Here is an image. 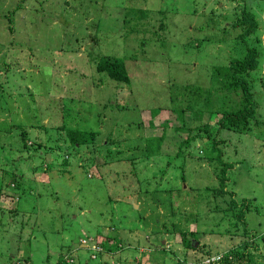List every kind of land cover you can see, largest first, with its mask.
<instances>
[{"label":"rangeland","instance_id":"1","mask_svg":"<svg viewBox=\"0 0 264 264\" xmlns=\"http://www.w3.org/2000/svg\"><path fill=\"white\" fill-rule=\"evenodd\" d=\"M142 1L0 0V264H60L62 259L67 264H199L204 252L197 243L187 249L182 232L200 230L198 236L209 241L214 235L207 227L233 231L214 237L219 246L212 247L207 262L240 245L245 224L252 258L264 264V126L252 134L222 135L223 157L233 164L230 175L237 182L232 189L230 179L227 189L239 201H254L243 223L225 216L211 190L195 197V185L216 189L221 183L217 161L207 155L210 161L198 162L203 131L195 139L197 155L184 157L191 168L187 181L174 169L176 176L167 171L174 193H168L167 173L155 159L133 161L145 155L135 148L149 134L146 121L140 126L145 106L167 105L172 91L178 98L186 85L208 88L212 68L244 55L246 48L232 32L239 7L248 6L258 22L253 43L262 56L261 76L253 88L264 98V0ZM134 7L152 14L126 23ZM167 33L169 39H159ZM104 56L126 60L131 86L98 71ZM169 116L166 112L155 125ZM185 122L193 134L204 123L190 110ZM66 128L99 132L112 144L72 149ZM23 135L40 145L26 147ZM167 135L161 150L168 155L191 133L178 135L170 128ZM108 233L119 235L122 250L94 259L92 249L103 248L91 239Z\"/></svg>","mask_w":264,"mask_h":264},{"label":"trees","instance_id":"2","mask_svg":"<svg viewBox=\"0 0 264 264\" xmlns=\"http://www.w3.org/2000/svg\"><path fill=\"white\" fill-rule=\"evenodd\" d=\"M232 1L235 2L236 0ZM237 1H239L238 3H240L248 0ZM140 2L142 3L143 1L140 0ZM239 8H241V12L237 15L236 21L233 23L234 31L232 30V32H236L237 43L246 48L245 51L241 50V53H243L244 55L241 58H232L229 62L226 60V62H228L226 65L212 68V70L210 71V86L208 88L197 85H186L184 87L183 95L178 96V98L173 97L174 90L172 91V97H170L171 100L169 99V103L167 105L157 106L155 104H152L150 108H146L145 106L144 110H142L143 113L140 118V126L144 128V121H146L149 127V134L145 142H141V145L138 144L135 146V148L137 149L143 148L145 155L142 159L135 157L133 161H143L138 163V165H140L142 163L147 164L149 161L155 159V162L157 161L158 167H162L159 168L160 171L166 174L167 171L168 173H170L171 169H174L175 172L180 173V179L185 183V181H187L186 177L188 178L187 170L191 168L189 167V163L184 159V157H186L188 153L191 155L189 156L191 158L194 155H197L196 138H198V133L199 135H201L200 131H203L205 135L204 139L206 140L200 148L198 162L202 163V160L208 159L206 157L207 155H209V158L212 161H217L219 163V166H221V173L218 174L221 183L220 187L216 189H214L210 185H206L203 189V186H201L200 184H198L197 186L195 185L194 191L195 193H197L195 197L199 199L198 193H203L204 190H206L207 192L211 190L214 193L212 194L214 200L216 202L221 201L223 207H218L223 210L225 216L227 218L232 217L236 220L240 219L243 223L246 217V213L252 210L254 201H239L234 194L235 192L227 189V186L230 183V179H232L229 169L233 167V164L226 161L223 157L224 153L222 145L226 140L222 138V135L224 132L229 133L232 131L238 134H252V129L255 130L257 126H264V98H260L262 97L260 96L259 99L253 88V83H257V78H260L261 76V72L258 73L257 70L259 69L262 56L260 50L255 47V43H253L254 35L258 30V22L256 21L255 15L249 11L248 6ZM129 10L130 11L128 15H126L125 19L126 23L136 20L142 21L148 19L150 14H152V11H149V9L147 8L146 10H143L142 8L134 7L130 8ZM239 30H241V32L238 33ZM133 31L134 29L130 28V30L128 31V35L130 36ZM159 39H169V34L167 33ZM97 69L99 72L107 73L109 78L112 80L128 84L129 86L132 85V74L127 67V62L125 59H114L113 57L104 56V58L98 62ZM252 76H254L255 78H253ZM263 84H260V86H263ZM184 101H187V105L183 107L180 105V103ZM128 105L129 104H125V106L123 107L126 108ZM130 105H132L134 109L138 107L135 103H131ZM189 110L192 111L194 120L198 122H204L194 128V130L197 131L195 134L192 133L191 129L187 127V124L185 122L186 113ZM166 112H170L171 116H169V118L164 121L165 124L156 126L157 121L163 119V115H165ZM100 121L104 125L105 119L103 118V116L100 117ZM59 125L60 123H58V126ZM55 127L57 128V126ZM59 127L57 129H59ZM170 128L174 129V132L178 135H180L182 131H186L191 133V136L189 135L185 140L181 141L179 147H177L176 149L174 148L175 150L173 149L174 151L171 154L167 155V153L162 152L161 149L164 147V141L168 136L167 133H169ZM139 129L140 128H137L138 132ZM65 130L68 134L69 140L71 141L70 147H72V149H74V147L85 145H97L99 148H101L104 145L112 144V141L109 142V140H112L110 139V137H102L99 132L76 131L72 128H66ZM22 138L26 144V147L40 145L38 143H36V145L35 142H33L28 136L23 135ZM178 138L182 137L180 136ZM193 141H195V145ZM192 143L195 148L194 151L191 150ZM186 149L187 151H185ZM119 154L120 153H118V155ZM163 157L167 159L166 162L163 161ZM159 159H162V163H158ZM122 160H124V158H122ZM116 161L119 162V160ZM180 161H182L181 165L179 164ZM208 161L210 160L208 159ZM150 168H154V166L152 164L150 166H147L148 170ZM168 173L164 176V178L168 176ZM171 175L176 176V174L172 171ZM158 177H160L161 179V174H159ZM166 179L168 182V193H174L175 191L173 189L176 188V186H172L170 184L172 178ZM236 184L237 182H234V180L232 179L231 188L234 189ZM11 185L14 187L15 182ZM2 186L3 184L0 183V196L3 195ZM167 190L165 191L167 192ZM187 193H189V196L191 195L189 191ZM176 197L179 204L180 196L178 195ZM180 208L181 206L178 207V209ZM8 212H10V214L16 215L17 209L8 208ZM181 215L182 214L176 216L181 217ZM184 216L185 223H187L189 219H186V215ZM13 222L14 221L11 220V223ZM193 224L195 223H192L191 226ZM203 226L205 225H201V227ZM244 226L246 228L244 230L246 231L244 232V236H242L244 239L242 240L241 244L232 249H225L223 247L224 259L222 264H235L236 262H239L240 264H257L252 258L253 256L248 249L250 245L249 241L247 240L249 239V231L247 230V225L245 224ZM198 227L199 226L197 225V228ZM208 228V231L211 232L210 234L214 235V237H223L226 236L227 233H229L230 235L233 234V231L231 229H225L224 231L218 230L214 232L211 230V227H207L206 229ZM199 233L200 230H187V232H182L181 237L185 247H187V249L189 250L196 249V246L193 248V245L194 243H197V245H200L198 246V248L200 247L204 252L202 255L204 258L214 255L215 252H213L212 247H217L219 246V244L213 241L214 237H212L209 241L207 239H202V236H198ZM105 235L109 236L97 235L95 236V238H93L94 240L91 239V241H93V244H96L103 248L100 252L98 250L92 249V252L95 253L94 259L98 258V256L105 257L104 253L106 252H108L109 255L111 254L112 256L113 254H116L122 250V245L120 243V241L122 240L119 235H116L115 237L110 236L111 233ZM190 236L192 238L187 239ZM113 238L115 242L112 241ZM195 238H197L198 241L194 240ZM95 239L97 240L96 243ZM262 240L264 242V238ZM110 241L112 242L110 243ZM241 249H243L244 251H242ZM115 256H117V254ZM61 262L62 263L60 264H67L66 259H62ZM108 263L109 261L106 262V264ZM183 264H189V262L187 261Z\"/></svg>","mask_w":264,"mask_h":264},{"label":"built area","instance_id":"3","mask_svg":"<svg viewBox=\"0 0 264 264\" xmlns=\"http://www.w3.org/2000/svg\"><path fill=\"white\" fill-rule=\"evenodd\" d=\"M218 258H216L215 260H208L207 262L204 261V262H201L199 264H218V262L220 261V259H222V257L219 255L217 256Z\"/></svg>","mask_w":264,"mask_h":264},{"label":"clouds","instance_id":"4","mask_svg":"<svg viewBox=\"0 0 264 264\" xmlns=\"http://www.w3.org/2000/svg\"><path fill=\"white\" fill-rule=\"evenodd\" d=\"M216 256H219V255H216ZM211 257H213V256H209V257H206V258L202 257V258H200L198 261H196L195 263H201V262H204L206 259H209V258H211ZM223 259H224V255H222V259H220V261L218 262V264H222Z\"/></svg>","mask_w":264,"mask_h":264},{"label":"crops","instance_id":"5","mask_svg":"<svg viewBox=\"0 0 264 264\" xmlns=\"http://www.w3.org/2000/svg\"><path fill=\"white\" fill-rule=\"evenodd\" d=\"M8 2L6 1V4H7ZM7 6V5H6ZM182 244H184V243H182Z\"/></svg>","mask_w":264,"mask_h":264}]
</instances>
